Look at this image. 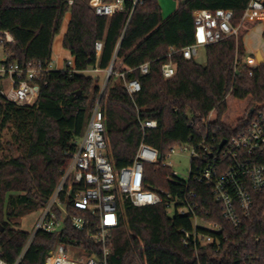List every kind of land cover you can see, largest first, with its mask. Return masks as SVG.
Returning <instances> with one entry per match:
<instances>
[{"label": "trees", "instance_id": "trees-1", "mask_svg": "<svg viewBox=\"0 0 264 264\" xmlns=\"http://www.w3.org/2000/svg\"><path fill=\"white\" fill-rule=\"evenodd\" d=\"M69 1L0 0V32L10 31L15 39L0 43L10 61H51L55 36L70 12L63 46L79 71H52L32 105L0 106V138L4 129L12 131L9 140L0 141L1 257L12 263L21 255L31 233L18 228V219L44 205L85 133L101 88L83 71L97 66L103 72L113 65L132 69L126 77L138 79L142 89L130 96L122 83L113 82L103 96L108 157L121 169L134 162L143 141L158 149L160 161L145 165V186L164 194L165 200L145 207L122 203L109 264H264V192L255 194L252 210L236 228L223 217L209 186L172 181V169L162 165L170 149L190 137L200 140L209 130L230 138L264 113V61L254 66L245 61L256 56L247 53L244 37L260 23L242 21L250 0H178L177 10L168 17L158 0H145L135 8L128 2L124 12L112 17L97 16L84 0ZM202 9L233 10L238 35L207 45L205 64L186 60L180 51L173 54L176 74L166 80L161 72L166 55L194 42V13ZM98 41L103 43L99 55ZM146 62L150 72L142 75L139 67ZM147 120H156L158 127L143 130ZM185 198L199 207L204 222L222 228L216 233L220 242L198 249L183 244L182 229H193V216H171L168 203ZM60 245L89 254L98 247L68 223L61 232H38L21 264H45Z\"/></svg>", "mask_w": 264, "mask_h": 264}, {"label": "built area", "instance_id": "built-area-1", "mask_svg": "<svg viewBox=\"0 0 264 264\" xmlns=\"http://www.w3.org/2000/svg\"><path fill=\"white\" fill-rule=\"evenodd\" d=\"M84 1L97 16L112 17L124 12L128 2L135 8L145 0ZM72 3L73 0H70L69 4ZM263 11L264 0H250L242 21L259 20ZM233 17L234 12L230 9L195 11L194 42L181 50L171 49L161 66L163 77L168 80L176 74L173 54L180 51L186 60H192L199 54L200 48L237 36L240 26L232 25ZM14 40L10 31L0 32L1 44L12 43ZM102 46V42H96L98 55ZM254 60L255 58H250L248 62L253 64ZM250 63L247 65L253 66ZM139 69L142 75L149 74L150 62L143 63ZM55 70L58 71L52 60L31 61L26 65L18 61L12 62L9 55L0 48V106L5 103L32 105L40 95L42 83L47 84V77ZM63 70L79 72L72 61H68ZM131 70L114 69L113 65L105 70L106 78L93 103L85 133L70 154V162L62 169L53 193L39 208L38 221L23 252L12 263L0 255V264H21L38 232H61L68 223L97 244L96 251L89 254L77 247L68 250L60 245L49 253L45 264H109L111 240L120 223L122 203L129 200L134 206L145 207L165 200L164 194L145 186V165L160 161L158 149L143 141L134 162L121 169H116L108 157L109 141L102 99L113 82L122 83L130 96L140 92V81L128 80L126 77ZM83 72L99 73L102 70L96 66ZM3 79L10 81L8 92L3 90ZM142 127L143 130L156 129L158 123L156 120H147L142 122ZM224 139L226 143L220 148L223 139L219 138L216 131L208 130L200 140L190 137L188 141L172 147L162 165L172 169V181L187 184L193 180L209 186L215 201L221 207L223 217L238 228L242 225V217L248 216L252 210L255 194L264 192V113L259 112L244 132ZM178 148L180 152L187 154L190 161L188 178L185 180L178 177L170 160V157L179 154ZM191 196L194 197L195 193ZM168 208L180 215L193 216V229H182V242L185 246L198 249L215 241L220 242L216 233L220 234L222 228L215 223L204 222L197 213L199 207L190 198L171 201ZM199 227H204L207 231H201Z\"/></svg>", "mask_w": 264, "mask_h": 264}, {"label": "rangeland", "instance_id": "rangeland-1", "mask_svg": "<svg viewBox=\"0 0 264 264\" xmlns=\"http://www.w3.org/2000/svg\"><path fill=\"white\" fill-rule=\"evenodd\" d=\"M158 2L161 6L162 13L165 17H168L171 14H173L177 10L179 4L178 0H158ZM69 20H70V12L66 13L62 21L60 32L55 36L53 43L52 61L54 62L55 68L58 70L65 69L67 67L68 61L74 62V58L71 52L63 46V39L69 24ZM259 20L262 21V17ZM256 26H258L257 32L256 33L253 32L251 35H248L246 38L247 45L250 46L249 48H253V46L255 47L257 45L264 46V38L262 35H259L261 33L262 28H264V23H259ZM251 42L253 46L251 45ZM195 60L201 64L206 63L207 55L205 48L203 47L200 48L199 54L195 56ZM248 60L249 59H246L245 61L247 63H250L248 62ZM257 63L258 61L255 59L254 63L253 64L250 63V65L254 66L257 65ZM87 74L94 76V78L98 80L100 86L103 85L106 78L105 71L99 73L90 72ZM2 86H3V90L5 92H8L10 89V81L8 79H3ZM11 135H12L11 130H9L8 128L4 129L0 141L5 142L9 140L11 138ZM4 154L8 156H12V154H10L7 151H5ZM179 154L173 155L172 157H170V160L173 162V170L177 173L178 177L180 179L185 180L188 178V169H189L190 161L187 154L180 152V150H179ZM16 155H18V153H16L15 156ZM174 213L175 212L173 210H170L171 216H173ZM39 215H40L39 209L30 211L28 214L18 219L19 221L18 228L28 231L30 233L33 232L36 223L38 221Z\"/></svg>", "mask_w": 264, "mask_h": 264}, {"label": "crops", "instance_id": "crops-1", "mask_svg": "<svg viewBox=\"0 0 264 264\" xmlns=\"http://www.w3.org/2000/svg\"><path fill=\"white\" fill-rule=\"evenodd\" d=\"M164 16V15H163ZM165 17V16H164ZM262 21L260 20V23H264V11H263V13H262ZM258 28V26H255V27H253L246 35H245V37H244V44H245V48H246V51H247V53L248 54H254V55H257V53H262V55H263V57H264V46H262V45H257V46H253L252 45V42H251V45L253 46V48H249L250 46H248L247 45V41H246V38H247V36L248 35H251L253 32H257V29ZM263 34H264V28H262V30H261V33L259 34V35H262L263 36ZM257 59V58H256Z\"/></svg>", "mask_w": 264, "mask_h": 264}, {"label": "water", "instance_id": "water-1", "mask_svg": "<svg viewBox=\"0 0 264 264\" xmlns=\"http://www.w3.org/2000/svg\"><path fill=\"white\" fill-rule=\"evenodd\" d=\"M256 58H257V61L259 62V63H262L263 61H264V57H263V55H262V53H257V55H256ZM254 110V108H252V111ZM226 143V139H223V141H222V143H221V145H220V148H222L223 146H224V144ZM2 230H3V228H1Z\"/></svg>", "mask_w": 264, "mask_h": 264}]
</instances>
